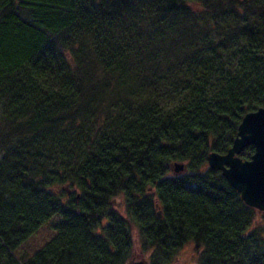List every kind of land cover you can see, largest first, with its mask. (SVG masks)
Wrapping results in <instances>:
<instances>
[{
	"label": "trees",
	"instance_id": "trees-1",
	"mask_svg": "<svg viewBox=\"0 0 264 264\" xmlns=\"http://www.w3.org/2000/svg\"><path fill=\"white\" fill-rule=\"evenodd\" d=\"M260 108L264 0H0V264H127L134 233L149 264H264L207 165Z\"/></svg>",
	"mask_w": 264,
	"mask_h": 264
},
{
	"label": "water",
	"instance_id": "water-1",
	"mask_svg": "<svg viewBox=\"0 0 264 264\" xmlns=\"http://www.w3.org/2000/svg\"><path fill=\"white\" fill-rule=\"evenodd\" d=\"M250 146L254 148L253 155L250 160L242 161L239 155ZM207 164L211 171L221 173L246 206L264 213V108L245 115L231 148L225 155L210 153ZM184 170L183 164H174L172 168L176 175Z\"/></svg>",
	"mask_w": 264,
	"mask_h": 264
},
{
	"label": "rangeland",
	"instance_id": "rangeland-1",
	"mask_svg": "<svg viewBox=\"0 0 264 264\" xmlns=\"http://www.w3.org/2000/svg\"><path fill=\"white\" fill-rule=\"evenodd\" d=\"M208 165V164H207ZM257 211V210H256ZM257 211V216H260ZM57 218H53L49 223L40 227V229L31 236L28 241L20 247L16 252V256L20 257L26 255L27 257L33 256L37 251L43 248L56 236V232L53 229V225L56 223ZM133 237V250L130 259L127 264L133 261H143L149 264V257L146 254H142L140 250V244L138 243V237L134 233ZM171 264H198V252L193 244L189 243L185 245L178 253L177 257Z\"/></svg>",
	"mask_w": 264,
	"mask_h": 264
}]
</instances>
